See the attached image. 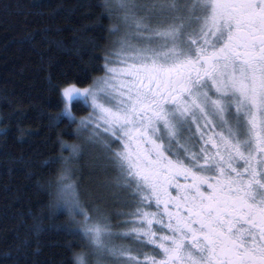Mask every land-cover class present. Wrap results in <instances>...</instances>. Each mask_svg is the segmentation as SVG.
I'll use <instances>...</instances> for the list:
<instances>
[{"label":"snow or ice","instance_id":"6c2138e0","mask_svg":"<svg viewBox=\"0 0 264 264\" xmlns=\"http://www.w3.org/2000/svg\"><path fill=\"white\" fill-rule=\"evenodd\" d=\"M116 2L133 32L80 123L129 193L133 246L81 209L83 239L114 264H264V0Z\"/></svg>","mask_w":264,"mask_h":264},{"label":"trees","instance_id":"16d2710c","mask_svg":"<svg viewBox=\"0 0 264 264\" xmlns=\"http://www.w3.org/2000/svg\"><path fill=\"white\" fill-rule=\"evenodd\" d=\"M122 15L110 0H0V264H73V252L88 264H114L83 239L82 215L70 221L49 209L42 184L61 164L73 169L89 216L108 218L113 244L133 246L119 235L130 226L129 193L113 191L117 173L79 134L90 108L74 100L70 120L59 94L72 81L93 84L117 62Z\"/></svg>","mask_w":264,"mask_h":264},{"label":"clouds","instance_id":"9594fccd","mask_svg":"<svg viewBox=\"0 0 264 264\" xmlns=\"http://www.w3.org/2000/svg\"><path fill=\"white\" fill-rule=\"evenodd\" d=\"M87 88L89 87H81L75 81L60 86L59 94L63 101L61 114H64L70 120H75L72 102L76 97H86L84 89ZM22 138V136H18V139ZM61 146H64L63 142H61ZM72 150L78 152L79 145L74 146ZM42 187H45L48 192V207L50 210L62 211L70 221H76L77 217L81 216L80 210L84 209V201L81 198L78 180L75 178L71 167L61 164L56 173L44 181ZM72 259L73 264H87L86 255L83 252H73Z\"/></svg>","mask_w":264,"mask_h":264},{"label":"rangeland","instance_id":"374dc122","mask_svg":"<svg viewBox=\"0 0 264 264\" xmlns=\"http://www.w3.org/2000/svg\"><path fill=\"white\" fill-rule=\"evenodd\" d=\"M111 2H113L115 5H116V8H118L120 11H121V13L123 14L122 16H121V18H122V20H123V17L125 16V14H126V9L125 8H122L117 2H116V0H110ZM141 2H143V0H141ZM139 15H143V13H138ZM124 21V20H123ZM133 32V29L132 28H130L129 26H127V25H125L124 26V30H122V32H120V40L122 41V40H125V39H127L128 37H129V35H130V33H132ZM129 42L130 43H132V44H136L137 43V41L135 40V39H131V40H129ZM116 63H110V64H108V66L109 67H114V68H119V67H122V64H121V62L118 60V57L116 58ZM110 75V74H109ZM106 77V70H105V73L102 75V76H100L99 78H97L96 79V81L93 83V84H91V85H89L88 87L89 88H92V89H95V88H97V87H99V86H101V81L104 79ZM76 99H79V100H82V101H84L85 103H86V105H88L89 106V108H90V115L89 116H86L85 118H83V119H86V118H88V117H90L91 115H92V113H93V110H92V108H91V105H90V99L89 98H87V97H84V98H80V97H76V98H74V100H76ZM73 100V101H74ZM101 102H103V100L101 101ZM82 120V119H81ZM80 125H81V127L83 128L81 131H79V134H82L83 136L81 137L84 141H86V142H88L90 145H93V146H95V145H97V147H98V149L101 151V153H102V155H100L101 157L103 156L105 159H106V161H108L109 162V160H108V158H107V153L105 152V150L100 146V145H98V144H96V143H93L92 142V140H90V138H89V136L91 135V130H90V128L89 129H85L84 128V126L80 123ZM95 125H92V127H94ZM98 131H100L103 135H106L107 136V134H104L103 133V129L102 128H100V129H97ZM110 138V137H109ZM112 146H113V148H116L117 150L119 149V147H120V145H119V143L118 142H116V141H113L112 142ZM108 164V163H107ZM107 164H105V165H107ZM110 164V163H109ZM108 166V165H107ZM111 166V165H110ZM109 167V166H108ZM110 168V167H109ZM115 170V169H114ZM110 172H112L111 170H110ZM115 173H116V170H115ZM113 184L115 185V187L116 188H114V192L115 193H117L118 191H120V189H122V188H120V187H117L116 186V178L114 179V182H113ZM122 191H125L126 192V190H122ZM114 192H112L113 193V195H115V193ZM132 208V211H133V207H131ZM150 211H155V209L154 208H152V209H149ZM131 211V212H132ZM127 213V212H126ZM125 213V214H126ZM129 217H131V216H129ZM133 219H135L134 217H131V220H133ZM134 225L133 224H131L130 223V226H129V230H130V228L131 227H133ZM158 234H162V233H158ZM97 256H101V253H99V254H96ZM141 259H143V258H141Z\"/></svg>","mask_w":264,"mask_h":264},{"label":"flooded vegetation","instance_id":"af4514ba","mask_svg":"<svg viewBox=\"0 0 264 264\" xmlns=\"http://www.w3.org/2000/svg\"><path fill=\"white\" fill-rule=\"evenodd\" d=\"M180 185H188L191 184V177L188 178V180H185L183 177L179 178V180L177 181ZM169 191L171 193V195L174 198H179V192L176 188L174 187H170Z\"/></svg>","mask_w":264,"mask_h":264}]
</instances>
